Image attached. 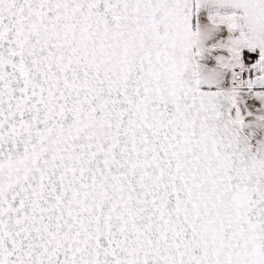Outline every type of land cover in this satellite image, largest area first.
I'll return each mask as SVG.
<instances>
[{
  "label": "snow or ice",
  "instance_id": "obj_1",
  "mask_svg": "<svg viewBox=\"0 0 264 264\" xmlns=\"http://www.w3.org/2000/svg\"><path fill=\"white\" fill-rule=\"evenodd\" d=\"M0 264H264V0H0Z\"/></svg>",
  "mask_w": 264,
  "mask_h": 264
}]
</instances>
